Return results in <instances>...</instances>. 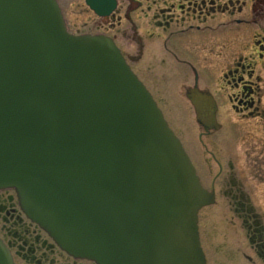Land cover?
<instances>
[{
  "label": "water",
  "instance_id": "water-1",
  "mask_svg": "<svg viewBox=\"0 0 264 264\" xmlns=\"http://www.w3.org/2000/svg\"><path fill=\"white\" fill-rule=\"evenodd\" d=\"M4 188L73 256L205 264L197 211L212 194L113 41L69 33L56 0H0ZM0 264H14L1 239Z\"/></svg>",
  "mask_w": 264,
  "mask_h": 264
},
{
  "label": "flooded vegetation",
  "instance_id": "flooded-vegetation-1",
  "mask_svg": "<svg viewBox=\"0 0 264 264\" xmlns=\"http://www.w3.org/2000/svg\"><path fill=\"white\" fill-rule=\"evenodd\" d=\"M114 1L104 15L85 5L87 32L112 37L143 82H182L195 113V142L181 139L201 184L214 193L198 213L201 242L221 217L233 259L264 264V0ZM197 93L198 109L190 101ZM29 239L31 264H94L46 234Z\"/></svg>",
  "mask_w": 264,
  "mask_h": 264
},
{
  "label": "rangeland",
  "instance_id": "rangeland-1",
  "mask_svg": "<svg viewBox=\"0 0 264 264\" xmlns=\"http://www.w3.org/2000/svg\"><path fill=\"white\" fill-rule=\"evenodd\" d=\"M64 17L72 32H84L89 28L85 26L90 13L83 8V0H58ZM151 68H157L151 66ZM155 71V70H154ZM148 79V86L152 89L155 98L158 100L166 117L171 122L179 135H186L195 142L197 138L194 113L187 101L183 97L182 82L163 81ZM13 208L15 211H12ZM8 210V211H7ZM226 229H230L227 223L221 218L214 216V219L207 225L205 234L209 239H205L204 250L208 264H244V260H234L227 248V244L222 239L227 235ZM45 235L36 225L29 223L23 214L19 213L15 193L11 189L0 191V234L2 238L11 246L14 259L18 264H31L35 258L27 253L25 243H30L31 233ZM25 242V243H24ZM223 244L225 245L223 247Z\"/></svg>",
  "mask_w": 264,
  "mask_h": 264
}]
</instances>
